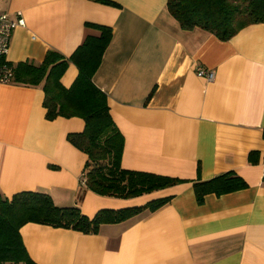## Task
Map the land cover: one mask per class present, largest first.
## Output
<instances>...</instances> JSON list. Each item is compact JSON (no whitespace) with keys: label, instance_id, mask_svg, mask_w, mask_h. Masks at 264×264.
<instances>
[{"label":"crops","instance_id":"1","mask_svg":"<svg viewBox=\"0 0 264 264\" xmlns=\"http://www.w3.org/2000/svg\"><path fill=\"white\" fill-rule=\"evenodd\" d=\"M0 0L26 26L12 35L7 62L40 64L54 50L70 57L88 24L113 29L94 83L108 96L124 136L122 167L186 181L123 200L84 183L88 156L68 141L80 118L46 119L42 86L0 84V195L48 194L59 207L93 218L104 209L172 197L158 211L105 225L98 234L27 224L21 229L36 264H264V23L229 41L183 30L168 0ZM213 71L215 80L200 77ZM79 70L70 64L62 83ZM228 172L249 187L198 204L194 184Z\"/></svg>","mask_w":264,"mask_h":264},{"label":"trees","instance_id":"2","mask_svg":"<svg viewBox=\"0 0 264 264\" xmlns=\"http://www.w3.org/2000/svg\"><path fill=\"white\" fill-rule=\"evenodd\" d=\"M93 1L118 6L109 0ZM167 6L183 30L201 29L221 41L231 40L246 27L264 23V0H168ZM88 27L98 31V35H88L70 57L51 50L40 64L26 61L14 66L8 62L13 69L11 84L42 86L48 121L80 118L85 122L84 131L69 134L68 141L88 156L84 183L95 194L129 200L185 183L177 178L122 167L124 136L113 119L108 96L94 83L111 44L113 29L95 24ZM71 63L76 65L79 75L66 88L62 77ZM248 187L234 172L194 184L198 204H203L207 195L221 197ZM171 199L158 198L141 206L104 209L89 218L78 207L57 206L48 194L24 191L12 198L0 195V264H36L21 236V229L27 224L98 234L105 225L128 221L146 211L154 213Z\"/></svg>","mask_w":264,"mask_h":264},{"label":"built area","instance_id":"3","mask_svg":"<svg viewBox=\"0 0 264 264\" xmlns=\"http://www.w3.org/2000/svg\"><path fill=\"white\" fill-rule=\"evenodd\" d=\"M26 26V21L21 12L5 14L0 11V84H11L13 69L6 58L10 52V44L13 33ZM200 77H206L210 82L215 80L213 71L200 70Z\"/></svg>","mask_w":264,"mask_h":264}]
</instances>
